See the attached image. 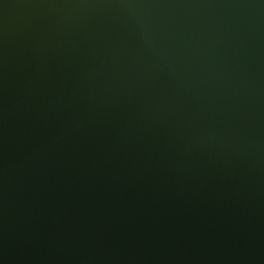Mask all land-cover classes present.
I'll list each match as a JSON object with an SVG mask.
<instances>
[{"label": "water", "instance_id": "obj_1", "mask_svg": "<svg viewBox=\"0 0 264 264\" xmlns=\"http://www.w3.org/2000/svg\"><path fill=\"white\" fill-rule=\"evenodd\" d=\"M0 264H264V0H0Z\"/></svg>", "mask_w": 264, "mask_h": 264}]
</instances>
